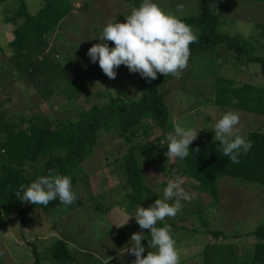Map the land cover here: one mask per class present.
<instances>
[{"label": "rangeland", "instance_id": "obj_1", "mask_svg": "<svg viewBox=\"0 0 264 264\" xmlns=\"http://www.w3.org/2000/svg\"><path fill=\"white\" fill-rule=\"evenodd\" d=\"M18 1L8 0L4 3L7 5H0V25H5L4 31L0 30L3 31L0 32V124L14 122L20 126L21 118L25 117L28 121H39L42 127L56 126L68 118H76L81 110H89L94 104L105 105L113 96L134 97L131 89L139 92L148 83L139 73H130L126 66L116 69V79H109L99 63L93 64L87 55L94 44L100 43L98 39L106 23L126 22L131 9L139 6L134 4L135 0H70L74 6L72 14L47 37L50 57L57 70L44 71V77L34 83L27 81L10 59L9 43L14 26L6 23L3 10L12 8ZM24 1L32 15L44 6V0ZM154 2L179 18H190L200 12L199 0ZM178 5H183V9H178ZM212 10L218 16V34L239 37L247 43L250 54L264 55V4L218 1ZM191 28L196 35L199 33ZM111 45L114 44L109 42ZM246 57L242 55L239 63L233 51L220 46L215 54L189 61L179 78L164 83L155 81L157 88L165 93L168 127L164 131L147 119L134 142L136 147L150 144L152 148L151 152L136 151L139 164L148 176L147 185L156 196L142 204L144 208L162 198L168 180L177 175L184 179L183 187L193 196L191 202L181 201L182 210L174 218L157 224L175 227L172 235L180 251V264H230L232 260L229 262L227 258L237 257L239 251L241 257L251 255L257 243L253 233L264 222V185L222 177L218 181V202L214 205L209 194L199 191L198 182L184 174L180 158L168 161L164 155L167 146L161 144L174 130V123L200 131L193 143L214 140L211 124L221 112L228 111L214 104L216 77L264 83L259 65H248ZM79 86L85 88L84 95L74 97ZM140 91L136 96L142 94ZM234 111L240 114L244 137L251 131L264 132V115ZM21 127H28V123ZM128 149L129 145L117 132H99L97 146L75 171L76 201L48 215L33 210L19 219L13 212L10 221L0 226V264H35L36 250L42 264H58L50 260L48 250L59 239L69 245L77 260L74 264H132L135 257L122 249L129 244L132 234L141 229L133 218L137 205L131 201V189L126 184L123 157ZM45 161L28 165L27 175L31 177L35 168L40 170ZM28 207L29 204L20 205L22 210ZM220 231L239 237L227 242L222 236L214 235ZM143 232L146 237L150 229ZM142 243L146 256L150 249L148 243Z\"/></svg>", "mask_w": 264, "mask_h": 264}, {"label": "trees", "instance_id": "obj_2", "mask_svg": "<svg viewBox=\"0 0 264 264\" xmlns=\"http://www.w3.org/2000/svg\"><path fill=\"white\" fill-rule=\"evenodd\" d=\"M6 1L8 0H0V5H7L4 4ZM218 1L264 4V0H199L200 12L197 16L180 18L199 31L196 35L197 41L190 45L189 61L209 53L215 54L217 48L222 46L233 51L239 58L237 59L239 63L242 62L241 56L246 55L247 64L259 65L264 78V55L250 54L247 43L239 37L217 33L218 16L212 10V5ZM140 3L141 0L134 1L137 6ZM73 10L74 6L70 0H44V6L36 15L28 11L24 0H19L12 8L10 6L4 8L6 23L14 26L13 40L9 44L12 51L10 59L27 81L34 83L37 78H43L44 71L56 72L57 68L50 57L47 37L60 27L62 21L71 15ZM123 67L121 65L118 69ZM174 77L158 73L157 79L139 89V92L142 90L140 96L130 98L122 97L120 94L113 96L105 105L94 104L89 110H81L76 118H68L56 126L49 124L42 127L39 121H28L25 117L21 118L20 126L14 122L0 124V135L6 138L4 146L8 153L3 169L4 175L0 180V226L10 221L9 216L13 212L16 213L15 218L23 219L28 211L40 210L48 215L57 208L61 209L64 205L58 198L47 206L33 205L19 200L15 193L21 184L28 185L39 176H46L50 169L69 176L75 190L78 183L75 171L97 146L98 134L102 131L117 132V135L129 145L123 160L126 184L131 189V201L135 205H142L151 199L152 190L146 183V174L139 164L136 151L139 149L142 152H151L152 148L150 144L136 147L134 142L143 130L142 122L147 119L155 122L164 131L167 129L169 114L164 101L165 93L157 88L155 81L164 83ZM260 83H241L217 76L214 85V104L225 110L264 115V83ZM34 85L38 86L37 83ZM84 92L85 88L79 86L74 97L84 95ZM233 98L237 103H232ZM25 123H28V127L22 128ZM245 138L253 146L247 154L240 155L238 164L230 163L229 158L218 150L219 142H213L214 140L191 144L189 156L181 159L185 167L184 174L198 182L199 191L209 194L214 205L218 202V181L222 177H235L264 185V132L251 131ZM197 147L200 149L199 153L195 152ZM43 159L46 161L41 169L35 168L29 177L26 173L27 166ZM28 204V209L20 208V205ZM78 204H81L80 200ZM163 226L164 223L158 225ZM173 229L175 230V227ZM222 234L220 231L214 235ZM253 235L257 239L253 253L243 257L237 255L233 259L228 257L229 262L232 260L230 264H264V222L255 229ZM148 239L150 234L145 237V243H148ZM48 254L50 260L58 264H74L77 261L69 245L61 239L49 248ZM34 256L35 264H42L37 250Z\"/></svg>", "mask_w": 264, "mask_h": 264}, {"label": "clouds", "instance_id": "obj_3", "mask_svg": "<svg viewBox=\"0 0 264 264\" xmlns=\"http://www.w3.org/2000/svg\"><path fill=\"white\" fill-rule=\"evenodd\" d=\"M178 9L182 10L183 5H178ZM125 21H109L103 26L98 39L100 43L94 44L87 53L91 62H98L103 73L113 80L117 77L116 69L121 65L126 66L130 73H139L149 83L157 79L158 73L179 78L188 66L190 45L198 39L191 26L173 11H165L154 0H142L138 7L131 9ZM109 42L114 47H110ZM131 91L133 96L140 94L134 88ZM232 103H237L235 98ZM241 127L240 114L234 110L221 112L211 124L213 142H219L218 150L233 164H238L240 155L247 154L253 146L241 134ZM173 129L161 141L163 146H167L168 151L164 155L168 161L188 157L190 145L200 132L179 123H174ZM199 151L197 147L195 152ZM184 182L177 175L168 180L162 198L155 200L147 208L136 206L133 218L141 231L132 234L129 244L122 249L135 257L132 264H180V251L172 235L171 225L164 223L163 227H158L157 224L164 222L166 218H174L182 210L181 201L191 202L193 199L183 187ZM15 195L25 203L43 206L58 198L67 207L77 199L71 178L52 169L46 176H39L28 185L21 184ZM149 229L147 248L150 250L145 256L143 230Z\"/></svg>", "mask_w": 264, "mask_h": 264}, {"label": "built area", "instance_id": "obj_4", "mask_svg": "<svg viewBox=\"0 0 264 264\" xmlns=\"http://www.w3.org/2000/svg\"><path fill=\"white\" fill-rule=\"evenodd\" d=\"M6 141V138L4 135H0V180L3 177V169H4V164L7 161L8 158V153H7V149L4 146V143Z\"/></svg>", "mask_w": 264, "mask_h": 264}, {"label": "crops", "instance_id": "obj_5", "mask_svg": "<svg viewBox=\"0 0 264 264\" xmlns=\"http://www.w3.org/2000/svg\"><path fill=\"white\" fill-rule=\"evenodd\" d=\"M4 26L5 25H0V30H3L4 31ZM3 31H0V32H3ZM13 40V39H12ZM11 40V41H12ZM10 44V43H9ZM147 179H148V176L146 177V181H147ZM147 183V182H146ZM152 190V189H151ZM152 194H153V198L155 199L156 198V196L154 195L155 193L152 191ZM222 237L228 242V241H230L231 239H233V238H236V237H239L237 234H235V235H226L224 232H223V234H222ZM245 253H246V251H247V246H245ZM253 249V248H252ZM252 253V252H251ZM239 255L241 256L242 254H241V252L239 251ZM89 260H91V259H89ZM92 261V260H91Z\"/></svg>", "mask_w": 264, "mask_h": 264}]
</instances>
